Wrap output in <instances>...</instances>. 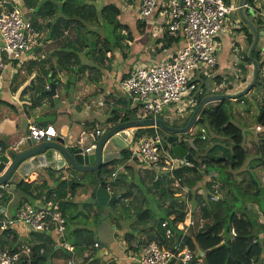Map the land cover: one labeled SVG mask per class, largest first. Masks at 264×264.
Masks as SVG:
<instances>
[{
  "label": "trees",
  "instance_id": "trees-1",
  "mask_svg": "<svg viewBox=\"0 0 264 264\" xmlns=\"http://www.w3.org/2000/svg\"><path fill=\"white\" fill-rule=\"evenodd\" d=\"M25 1H28L30 5L37 2V10L44 11L47 15H55L52 24H56V26L52 25V30L62 31L59 26L61 23L69 29L68 37L66 35L64 42H61L55 49L56 52L59 53L57 65L69 67L75 73L83 72L85 76H88L90 80L98 86V92L101 91L103 87H101L99 83L100 81L97 73L101 71L103 67L105 68L104 57L106 52L122 46L123 40H127L128 42L132 40V31L126 21L128 18L131 19L137 15L129 14L128 17L125 16L126 13L120 4L122 0H104V4L100 10L102 22L99 21L95 4L92 3L91 0ZM135 2H138V0L130 1V3ZM243 28L245 33H247V40L250 44L252 33L246 24ZM123 30H126V32L123 33ZM100 33L103 34L102 37ZM166 35L175 36L165 31L163 37H166ZM175 37L177 41H179L180 37ZM100 44L103 45V51L99 58L101 63L98 64L95 58L97 50H101V47H99ZM168 44L169 43H167V45ZM182 44L183 43H180V45ZM127 47H129V45H127ZM81 49H83L82 52ZM256 49L257 48L254 50V55L260 59L262 56L259 50ZM244 58L248 63H251L247 56V51ZM263 64L264 61L261 63V66H263ZM87 65L88 67H86ZM131 68L132 66H129L125 73H122L120 81L128 76ZM93 69L97 71L95 72L96 74L92 72ZM57 81L54 80V83L57 84ZM66 83L68 87L73 85L71 78H69ZM260 85L264 89L263 79ZM203 95L204 93L198 95L197 104ZM225 100L231 101L230 98H225L220 100V103L217 105H212L211 102L204 105L200 110V116L203 117V120L199 122L203 123L206 121L215 133L231 139V156L225 158L218 155H208L205 162L198 160L197 163L190 165L195 177L185 181H183L182 177L185 166L175 168V174L180 176L182 183L188 186V191H183L180 195H175V191L173 190L170 191L172 201H178L179 207H174L175 204L173 205V203L166 204L163 200L154 198V204L152 199L148 200L146 206L142 207V205H139L135 211L139 221H146L152 217L154 219V223L147 228L146 242L155 240L162 248L172 247L177 242H180L182 246L187 245L193 252V258L188 264H197L198 261H201V264H260L264 258V222L261 220V212H264V195L261 194L260 188L250 172V169H255L257 165H263L264 97L261 100V107L256 116V122L258 125H261V128L258 129L256 133L258 139L257 143H253L257 147V151L253 156L249 155L248 147L245 145V132L243 133L242 131L245 124H238L232 119V115L226 109ZM1 104L15 107L13 103L0 97V105ZM51 106L52 110L49 113V117H55L58 113L68 111L65 106L58 104H52ZM118 109L120 110H111L107 118L108 126L103 130H107L119 121L128 120L131 117H139L141 114V107L138 103L131 107ZM149 115L151 114H148V116ZM184 124L185 123L174 125L182 126ZM95 125V123L91 125V128H95ZM152 132L154 133V131ZM2 146L5 149V145L2 144ZM122 152L123 158L130 157L128 148L124 149ZM192 152L196 153L194 151ZM202 163L205 164V168L199 167ZM247 163L248 168L246 170L248 176L241 179L239 178V172H241L242 168ZM110 164H113V161L104 163L103 167ZM160 165H162V162ZM213 170H217L218 178L211 177V172ZM205 177H207V180ZM217 180L220 182L222 192L223 189L226 190L225 195H221L219 199H210L208 193H197V181H201L202 184L209 186L210 190L212 183ZM80 184L79 181L68 183L65 179H61L55 186H50L46 182L35 183L21 181L16 189H20L23 199L30 202H32L35 197H44L45 199L55 197L58 199L61 211L66 217V223L68 225L66 239L75 246V248L81 249L84 259L88 260L95 254L96 248L93 247V242L97 239V236H95L93 230L88 226H69V223L73 222V220L82 213L79 209V203L75 202L68 195H72L71 192L74 193V190ZM68 185L69 188L67 187ZM104 185H106L105 182ZM140 192L143 194L145 193L144 190L141 189L140 191L137 190L136 193ZM136 193H133V190H128L118 194V199L115 201L114 206L120 198L126 200L127 197L130 195L133 196V194ZM92 196L96 201L95 204L92 205L96 206L95 189L92 191ZM1 198L3 202H6L9 198V193L4 191ZM135 198L136 196L130 200L131 204L134 203ZM141 201L142 199H140V202ZM189 201L193 204L194 208L198 207L197 209H199L200 216L207 220L198 230H194L193 225L189 226L186 230L178 227V224L184 221L187 215L186 202ZM253 204H256L257 207ZM97 207L99 206L97 205ZM125 207V211L127 212H125V216L130 218L131 209L128 203H126ZM159 210H161L160 215H156L155 212ZM192 211L193 210H191V213L194 214L195 212ZM99 214V211L95 213L93 219L95 222H98ZM171 214H173V216L170 217ZM165 219L168 220L169 225L174 230V235L172 237H167L162 227L161 223ZM79 220L81 221L82 219L79 218ZM232 226H234L236 231V235L233 238L231 234ZM123 234L127 240H131L134 237L136 238L135 232H129V230ZM13 238L16 239V235H14ZM137 241L139 244L134 248H140L143 239L138 237ZM40 246L41 244L34 243L31 257H21L18 264H55L51 259L53 255L56 254L55 256H57V254H60L59 250L52 248L50 253L44 252L40 254L38 251ZM15 249L16 248H13L12 250ZM81 250H79V252H81Z\"/></svg>",
  "mask_w": 264,
  "mask_h": 264
},
{
  "label": "built area",
  "instance_id": "built-area-1",
  "mask_svg": "<svg viewBox=\"0 0 264 264\" xmlns=\"http://www.w3.org/2000/svg\"><path fill=\"white\" fill-rule=\"evenodd\" d=\"M238 7V0H140L138 13L141 19H150L155 11L159 14L160 20L153 25V30H156L153 34L167 31L182 38L183 44L167 52L160 60L150 59L132 65L128 76L120 81L121 89L130 96V100L134 103L141 102L139 104L144 113L139 117L151 113L169 120L175 110L189 114L193 111L198 95L205 94L201 86L203 78L209 76L212 78L216 73L219 64L217 51L222 46L221 37L227 30V23L232 20L233 28H241V21L237 15L233 16L238 12ZM243 7L254 10L252 17L260 24V30L264 35V0H244ZM31 9L32 7L25 6L22 0H0V75L6 67L14 65V60L23 59L38 45L41 33L26 14ZM259 52L264 58V51L261 49ZM213 68L215 70L210 72ZM259 78L264 80V66L261 65ZM46 88L50 89L51 83L47 82ZM29 128L30 135L36 139L51 140L57 135L51 124L46 127L30 125ZM260 128L258 125L257 129ZM103 132V129H97L91 134L93 140L96 135L100 136ZM186 133L177 135L178 143L189 142L191 136ZM161 136L159 130L143 137L137 138L134 135L127 148L131 156L137 158L143 165H157L170 171L175 176H171L175 185L182 188L181 191H188L181 177L174 174V169L179 166H190L194 162L185 157L171 155L169 152L164 153L160 143ZM190 144L192 146L191 142ZM89 148L87 146L85 149ZM3 152L7 150L0 143V156ZM112 174L116 176L117 173ZM7 187L8 183L0 186V198ZM107 187L110 189L108 185ZM208 195L212 200L220 198L221 187L218 180L212 183ZM19 223H24L29 231L46 235L54 233L55 247L57 249L62 247L72 254L60 264H91L93 256L88 260H85L84 256L79 259L83 254H79L75 246L66 239V217L61 211L59 200L55 197L39 203L24 201L14 214H9L5 205L0 202V230L16 228ZM191 223L193 215L190 209L187 219L180 222L178 227L186 230ZM161 224L166 236L172 237L174 230L168 220L165 219ZM231 234L232 238L236 235L234 226L231 227ZM18 243L15 250L0 248V264H18L21 257H31L33 244L21 242V239ZM93 247L101 254H105L104 247L98 239L93 242ZM38 251L42 254L45 248L40 246ZM129 254L138 264H188L193 258V252L187 245L182 246L177 242L172 247L162 248L155 240L143 243L138 252L131 251Z\"/></svg>",
  "mask_w": 264,
  "mask_h": 264
},
{
  "label": "crops",
  "instance_id": "crops-1",
  "mask_svg": "<svg viewBox=\"0 0 264 264\" xmlns=\"http://www.w3.org/2000/svg\"><path fill=\"white\" fill-rule=\"evenodd\" d=\"M25 2V4L29 7H33L32 11H34V5L37 4V2L32 5L28 4L25 0H22ZM92 3L95 4L99 21L102 22L101 13L100 10L104 4V0H91ZM139 2H135L137 5V8L135 11H130L123 7L124 12H128V14L137 15L132 17L131 19H128L129 21H126L128 25L132 24L135 27L138 25L140 28L141 35H139V28L136 29L135 36L132 35V40L129 42L127 40H123V45L127 47L126 43L128 42L129 47L124 48L123 47H116L111 51H107L106 55L104 57V64L105 68L101 71L103 73V77H99V83L101 85L102 90L98 92V86H96L95 83H93L91 80V84H88V82L85 81L84 73L77 72L75 73L71 68L65 67V66H59L58 63V56L59 53L56 52V48L60 45L61 42H64V38L67 35L68 37V31L69 29L66 27L64 29L60 30H52V20L55 19V15H47L44 11L38 10L37 20L32 19L35 26L43 31V41L45 39V42L42 43V40L38 42L37 49L43 44L45 46V57L42 59H39L40 62L36 64H33V62H28V70L25 71L24 69H21L20 67L16 69L14 65H9L6 67L1 75H0V97L3 99H6L10 103H13L15 107L7 106V105H0V143L5 145V149L8 151L10 148H14L17 144V142L24 136L30 134V125H36L39 127H46L47 125H53L56 131V134L59 133H66V134H72L73 139L77 141H82L86 138V140L89 142L90 136L92 133H94L97 129H105L108 126L107 118L109 117L111 110L114 109L115 111H118L120 109L118 108H126L131 107L135 105L134 102L129 100L127 97L123 95H120L122 93V89L119 86L120 77L122 73H125V71L128 69L129 66L135 65L136 63L143 62L146 60L154 59V60H160L164 58L167 54V52H171L174 50L176 45H180V43L183 42L182 38L177 41V38L175 36H167L163 37V34L165 32L160 31L157 34H152L156 32V30H153V25L157 24L160 20L159 14L157 11L153 14V16L148 19H141L139 17L138 13V7ZM240 16V15H239ZM32 18V17H31ZM37 21V22H36ZM232 20L227 23L229 25ZM233 26V25H232ZM244 27V26H243ZM239 28L235 27V32L237 31L239 33L238 39L239 42H234L232 38L233 32L231 31V27H227V30L223 33L221 37L222 46L226 45L227 47L229 45H236L240 52H242V68L241 71L238 70V74L236 75V78L234 80H231L230 78H227L225 73L222 72V67L225 66V69H229L230 71H233L232 65L228 62V55H231L230 48H226V54H224L222 51L218 55L219 58V64L218 69L216 73L213 75V77H210V81L212 84H218L221 85L220 90H214V91H207L205 93L210 92H237L241 89H243L247 83L252 79L253 74V67L251 63H248L243 54V50L247 51L245 44L247 40V33H245L242 30H238ZM126 30H123V33H125ZM145 32L150 33L149 36L147 35L145 37ZM162 32V33H161ZM151 34H152V40H151ZM55 37H58L55 39ZM171 37V38H170ZM149 40V41H148ZM150 41L153 43L150 44ZM167 43H169L167 45ZM150 44V47L147 50H144V48ZM221 46V47H222ZM144 47V48H143ZM83 49H81L82 52ZM119 50V51H118ZM39 51V50H38ZM111 53L114 55V62L117 60V63L115 67L111 66L110 68L107 67L105 60L111 56ZM108 54V55H107ZM235 57L234 55L232 56ZM239 60V58H238ZM232 67V69H230ZM75 68V67H74ZM41 71H45V76L40 80L38 77H40ZM70 71V72H69ZM75 74V78L73 80V75ZM79 76V77H78ZM71 78V81L73 85L71 87H68L67 80ZM90 79V78H89ZM103 79V80H102ZM204 79V78H203ZM54 80H58L56 84V94L59 92L58 89L60 87L61 93L64 95V99L61 103H57L55 101L54 95L48 94L45 91L48 90L46 88L47 82H54ZM94 86V90H92V87ZM42 91V89H44ZM252 89V88H251ZM223 90V91H222ZM250 93V90L248 91L247 95ZM59 97H62V95H58ZM96 97L91 98L95 99L93 102L94 104V110H92L93 104L90 105V102L87 101V97ZM104 98V100H103ZM234 100V99H231ZM106 101L108 105L103 108V110L99 107L101 103ZM52 104H58L61 106L67 107L68 111L63 113H58L55 117H49V113L52 110ZM212 105H217V102L211 101ZM88 109V110H87ZM69 112V113H68ZM200 115V113H199ZM53 118V119H52ZM91 121V122H90ZM100 122L102 123L103 127L99 128ZM95 125V128L91 125ZM258 124L257 122H252L245 124V145L248 147L250 146V142L257 143L258 139L256 137ZM154 132L160 131V126L153 125ZM247 132V134H246ZM56 135V136H57ZM221 135V134H218ZM223 136V135H221ZM225 137V136H224ZM55 138V137H54ZM53 138V139H54ZM219 151L216 154L221 157L229 158L231 155L226 154L225 151H231V144L232 141L227 137V142L223 141V139L218 140ZM221 143V144H220ZM252 143V144H253ZM224 144V145H223ZM225 144H227L225 146ZM225 146V147H224ZM224 147L222 150L221 148ZM249 148V147H248ZM202 148L199 149L198 155L204 154L205 151ZM123 154V152H121ZM224 153V156L222 154ZM225 161V160H224ZM117 162L119 164H122V166H130L131 169L135 165L137 166L136 159L131 156L128 158H123V156L119 159H114L113 163ZM249 163V162H248ZM248 163L242 168V170L248 166ZM113 168L114 164H110L108 166H104L101 171V177L104 171H107V167ZM148 167V166H146ZM76 171L79 173L76 169H71L70 167H63L61 169H52L48 166L40 167L37 169H33L30 171L29 175L27 177H21V181H27V182H35V183H42L46 182L50 186H55L61 179H65L68 181L69 173H72V171ZM66 171V172H65ZM214 172H211V177L218 178V172L217 170H213ZM62 172H65L64 174ZM91 175V179H95V172L88 171ZM115 172V171H112ZM68 173V174H67ZM215 174V175H214ZM117 175V174H116ZM161 177V176H160ZM159 177V179H161ZM207 180V177H205ZM164 179V182L170 179L168 178H162ZM79 181L81 184L76 187L74 190V193L72 195L68 194L71 199H73L75 202L80 201L81 199L87 200L88 198L92 197V191L96 189L98 182L95 179L96 183L94 185L93 183H90L89 186H85L82 184L81 178L74 180ZM19 182V183H20ZM17 183V185L19 184ZM70 183V182H68ZM144 186L146 184L148 189L144 188L145 193H150V183L143 182ZM155 184H158L155 182ZM264 184V183H262ZM16 185V187H17ZM163 185H167L168 183H163ZM10 188L7 187L4 189L6 192L9 193V198L6 202L2 201V198H0V202L3 203L8 211L9 214H14L16 210L20 207L24 200L22 196V191L20 189ZM69 188V185L67 186ZM184 187H188L186 184H184ZM197 187V193L199 194H206L209 192V186H206L201 183V181H197L196 183ZM22 188V187H21ZM161 193L163 191V186H160ZM112 189V188H110ZM139 189L137 184L131 183L130 185L125 184L124 188H121L119 192H116V194H120L123 192H126L128 190H134L136 193V190ZM182 189V188H181ZM180 192H174L175 195H180L183 191L178 190ZM224 191H226L224 189ZM35 192V191H34ZM222 193V191H221ZM222 195V194H221ZM220 195V196H221ZM44 197H35L32 200V203H39L43 201ZM79 203V202H78ZM257 207L256 204H253ZM90 208H94L93 206ZM82 213L78 215L76 219L73 220V222L69 223L70 227H79V226H85V222L80 221V219H83L86 214L84 212L83 214V207L80 206L79 208ZM95 209V208H94ZM197 209V208H196ZM97 213L94 211L93 213V219L94 215ZM264 212H261V220L264 222ZM85 215V216H84ZM193 217H196V213L192 214ZM173 216V214L170 215V217ZM205 220L204 222L197 221V224L193 225L194 230H198L202 225L207 221L205 218H202ZM197 220V219H196ZM195 220V221H196ZM89 222L86 220V223ZM116 222V221H115ZM193 224V223H192ZM68 226V225H67ZM102 226V225H100ZM191 226V225H190ZM129 229L120 230L118 226L114 228V235L115 237H119V233H125ZM101 231L102 230L101 227ZM15 233V234H14ZM29 233L33 234L34 238L32 242L30 243H39L41 246L45 248L46 253H50L52 248L57 249L56 242H55V235L50 234L46 235L43 233L35 232V231H29L28 227L24 223H19L16 228L10 229L9 231L3 232L0 230V248H16L20 241L21 236H27ZM16 235V239L13 238V236ZM136 238H138L136 236ZM97 239L101 242L102 246L104 247L103 250L105 254H101L100 252H96L93 256V260L91 259V264H108L107 262L103 263V258L106 254L108 257H111L110 259L114 260V264H135L136 260L130 256V252L132 251L129 249L131 245H128L126 247L122 243H118L114 240L110 241V244L108 245L107 240L102 239L97 236ZM102 241H101V240ZM122 242V240H120ZM132 248V247H131ZM47 249V251H46ZM133 252V251H132ZM81 254V253H80ZM56 255V254H55ZM53 255L52 261L55 264H60L65 261V257L62 256V254H57V256ZM260 264H264V258L260 262Z\"/></svg>",
  "mask_w": 264,
  "mask_h": 264
},
{
  "label": "rangeland",
  "instance_id": "rangeland-1",
  "mask_svg": "<svg viewBox=\"0 0 264 264\" xmlns=\"http://www.w3.org/2000/svg\"><path fill=\"white\" fill-rule=\"evenodd\" d=\"M130 1L131 0H122L120 2V4L122 7L125 6V8H129L130 11H135L137 8V5H136V3H130ZM26 2L29 3L28 1H26ZM24 4H25V2H24ZM128 5H130V6L128 7ZM25 6H27V5L25 4ZM27 7L29 8V6H27ZM34 8H35L34 11H32L33 9H31L26 14L30 18L32 17L31 19H34V17H35V19L37 20L38 6L34 5ZM245 11L249 16H254V10L253 9L248 8ZM125 13H126L125 16L128 17V15H129L128 12H125ZM235 15H237L238 20L241 21V28H239L238 30L239 31L242 30L244 32L243 26L246 23L244 21H242V18L239 16L238 12H235L233 14V16H235ZM128 19H130V18H128ZM128 19H127V21H129ZM255 19L257 20V18H255ZM59 26L61 29L66 28V26L63 25L62 23ZM229 26L231 27V31L233 32V34H232L233 41L239 42V39H238L239 33L237 31L235 32V28L232 27L231 23L229 25H227L226 27H229ZM129 27H130V30L132 31V35L135 36L136 29H138L139 26L137 25L135 27L134 25L130 24ZM37 29H39V28H37ZM39 31L41 33L39 38H40V41L42 40V43H43V42H45V39L43 41V31L40 29H39ZM141 33L142 32H140V28H139V35H141ZM145 34H146L145 35V37H146L147 35L149 36L150 33L145 32ZM152 34H151V40L153 37ZM100 35H101V37L103 36V34H101V33H100ZM57 38L58 37H55V39H57ZM151 43H153V41L152 42L150 41V44ZM150 44H148L145 48L143 47L144 50H147L150 47ZM123 46L124 45H122L120 47H123ZM248 46H249V43H248V41H246V44H245L246 49L248 48ZM99 47H101L100 48L101 50H97L96 58H95V61L98 64L101 63L99 58H100L102 51H103L102 50L103 45L100 44ZM256 47L258 50L262 49V51H264V35L262 33L259 35V41H258ZM124 48H127V47L124 46ZM226 48H228V50L230 48L231 55H228V59H229L228 62L232 65L234 70L230 71L228 68L225 69V66H223L222 72H223V74L225 73L227 78L234 80L236 78V75L238 74V70L241 71V68H242V61L243 60L240 57V56H242V54H241L242 52H240L239 48L236 45H229L228 47L226 45H223L222 47H219V49L217 51L218 55L220 54L221 51L224 54H226ZM243 54L245 56L246 50L245 51L243 50ZM233 55L235 56L234 58L232 57ZM260 55L263 56L262 53H260ZM44 57H45V46H43V44H42L39 47V49H37V47H35L33 50H31V52L28 55H26L23 59L20 58L16 61L14 60L13 61L14 67L16 69H18L20 67L21 69H24L25 71H27L28 70V66H27L28 62H33V64L37 65V63L40 62L39 59H42ZM4 58L6 59V54H4ZM238 58H239V60H238ZM113 59H114V55H113V53H111V56H109L105 60V63H106L108 68H110L111 66L115 67L116 64H118L117 60H115L116 64H113V62H114ZM263 66H264V64H263ZM86 67H88V65ZM217 69H218V67L216 68V71H217ZM214 70L215 69L213 68L210 70V72H212ZM82 71H84V70H82ZM92 72L95 73L97 71L95 69H93ZM38 74H40V77H38V78L41 80L45 76V71H41ZM71 75H73V73ZM97 75L99 77H103L102 72H98ZM83 77L85 78V81L88 82V84H91L88 76L83 75ZM49 83H52V82H49ZM201 86L204 88L205 92L211 91V90L214 91V90H220L221 89L220 85H218V84L215 85V84L211 83L210 76L205 77L203 79V83ZM44 90H45V88L42 89V91H44ZM93 90H94V86L92 87V90H90V92H92ZM58 91L59 92L56 95H54L53 99H55V101L57 103H61L62 100L66 96L64 97L63 93H61L60 87H59ZM123 94L125 97H127L130 100V96H128L122 90V93H120V95H123ZM58 95H62V97H59ZM263 97H264V89L261 87L260 84H256L250 90V93L247 95V100H240V99H234L231 101L225 100L224 103L226 105V109L230 112V114L232 115V119L234 121H236L238 124H248V123H252V122L256 121V116H257V113L259 112V109L261 107V100L263 99ZM91 98L96 99V97L90 96V97H87L88 100L85 102L89 101L90 105L93 104L92 110H94V109H96V108H94L95 103L93 102L95 99H91ZM103 100H104V98H103ZM217 101H218V103H220V100H214V101H212V103L217 102ZM138 102L141 103L140 101H138ZM135 104H137V103H135ZM107 105H108V103L106 101H104L103 103L100 104L99 107L103 110V108H105ZM140 112L144 113V111H140ZM148 114H151V113H147V115ZM188 116H189V113H182V112H178L177 110H175L172 114V117L169 118V120H167V121L171 124H183V123H186V121L188 120ZM98 125H99V128L103 127L101 122ZM202 128L204 130L201 132ZM152 131H154L153 125H146L140 129V131L136 134V137L138 138V137H143V136L153 134ZM160 132L162 134L164 132V130L161 127H160ZM187 133H188L187 135L191 136V138L189 139V142H185V145L188 148H190V150L196 152L193 154H195L196 158L199 161L202 160L205 162L207 160L206 158L208 157V155L216 154L219 151L220 147L217 146L219 144L218 140L223 139V141L227 142V137H224V136H221V135H218L217 133H215L206 121H204L203 123L196 121L194 127L191 130H189ZM202 134L205 135L204 138L202 137ZM181 135L185 136V134H181ZM98 139H99V136L96 135L94 140L97 141ZM190 142L192 143V146H191ZM252 143L253 142H250V146H248L250 156H253L257 151V147ZM226 145L227 144H225V146ZM224 147H222L221 149L224 150L223 149ZM194 148H196V149H194ZM201 148L203 150L208 149L207 151H205V155L204 154L198 155L197 151ZM166 152H169L171 155H174V153L170 150L169 147L164 149V153H166ZM225 152H226V154L231 155L230 147H229V151H225ZM222 156H224V153L222 154ZM136 163H137V166L134 165L132 167L133 169H131L130 166L125 167V166H122V164L114 162L113 168H112V166L110 168L107 167V171L103 172L101 178L105 181L106 185H108L110 188H112V190H114L116 192H119V190L121 188H124L125 184L130 185L131 183L137 184V186L139 187V189H137V190H139V191H140V189L144 190V188H146L148 184H146L144 186L143 182H147V183H150V187H151L150 193H144V194L141 192L136 193V194H133V196L130 195L129 197H127L126 200L124 198H120L116 202L115 206L114 205L111 206L109 204H104V205L99 206V207H97V205L93 206L92 204H95V202H96L93 196L91 198H88L87 200L81 199L80 201H78L79 206L83 207V209H84L83 213L85 212L86 216H87L86 217L84 215L85 217L81 221L85 222L88 219L89 222H87L85 224V226H88L90 229H92L95 236H98L102 239L107 240L108 245L110 244L111 240H114L118 243H122L126 247H128V245H133V246H131L133 248H131V247L129 248L133 252H138L140 249V248H134L137 244H139L137 241V238L134 237L131 240H127V238L124 236L123 233H119L120 234L119 237H115V235H114L115 223H116V226H118V228H120V230L129 229V232H133V233L135 232V235L137 237H141V239H143V242L141 243V245H142L143 243L146 242L147 228L150 227L154 223V219L152 217L150 219H147L146 221L145 220L139 221L137 219L136 214H135L137 207L139 205H142V207L146 206L147 201L151 200V199L153 200L154 198L155 199L159 198V199L163 200L166 204L173 203V205L175 204L174 207H176V206L179 207L178 201H176V202L174 200L172 201V196H171L170 191L173 190L176 192H180L178 190H182L180 187H177L175 185V181L171 177L174 175H172L170 173V171H165L160 166H157V165L146 167L137 159H136ZM199 167L205 168V164L202 163ZM247 168H248V166L245 168V170L243 169V171L241 170V172H239L240 173L239 178L242 179V178H246L248 176V172L246 170ZM112 171H115L117 173V175L116 176L113 175ZM254 171L257 174V176L262 180V183H264V167L259 164L255 167ZM65 172H62V173L64 174ZM212 172H214V171H212ZM68 173L70 174L68 177V182H72V181L76 180V178L77 179L81 178V181H82V184L84 185V187L89 186L90 183L94 182V185L96 183L95 179H91V175L89 174L88 171H85L82 175L80 173H77L75 170L72 171V173H70V172H68ZM174 174H175V172H174ZM160 176H161V179H159ZM182 177H183V181H185L187 179H193L195 177V174L192 172L191 166H188V165L185 166ZM162 178H168L170 180H168V182L167 181L164 182V179H162ZM155 182H157L158 184H155ZM163 183H168L169 187H167V185H163ZM161 185L164 187L163 188L164 192L162 191L163 193H161V188H160ZM137 190H136V192H137ZM133 193H135L134 190H133ZM221 194L225 195L224 189H223V192ZM134 196H136V198L134 199V203L131 204L130 200ZM140 199H142L141 202H140ZM152 202L154 204L155 200H153ZM126 203H128V206L131 209V214L129 215V216H131L130 218L125 216L127 213L125 211ZM90 206H93L95 209L90 208ZM186 206H187L186 207L187 208V214L189 213L190 209L193 210L192 212L196 213V217L195 218L193 217V224L191 223V225H194L195 222L197 224V221H200L198 224L205 221L200 216L199 209L194 208L193 204L190 201L186 202ZM263 206H264V204H263ZM94 211H96V212L99 211V213H100L98 220H97L98 222H95L93 220ZM160 211L161 210L156 211L155 212L156 215H160V213H161ZM262 215H264V214H262ZM185 219H187V215H186ZM100 225H102V226H100ZM101 227H102V230L104 232L101 231ZM33 234L29 233L27 236H21L20 237L21 242H30V241L32 242V240L34 238ZM120 240H122V242ZM58 250L62 254V256L65 257V260L72 256L71 252L67 251L66 249H64L62 247L58 248ZM79 250H81V249L76 248L77 252H79ZM46 251H47V249H46ZM96 252H99V251H95V253ZM80 253L82 255L83 251L81 250V252H79V254ZM82 257H83V255L81 257H79V259H81ZM103 258H105L103 263L107 262L108 264H114V262H113L114 260L110 259L111 257H108L107 254ZM135 264H138V263L136 262ZM197 264H201V261H198Z\"/></svg>",
  "mask_w": 264,
  "mask_h": 264
},
{
  "label": "water",
  "instance_id": "water-1",
  "mask_svg": "<svg viewBox=\"0 0 264 264\" xmlns=\"http://www.w3.org/2000/svg\"><path fill=\"white\" fill-rule=\"evenodd\" d=\"M244 0H238V13L242 20L246 23L252 33V40L247 48V56L253 67L252 79L247 85L237 92H210L203 95L191 112L188 120L182 126H176L169 123L162 116H144L131 117L128 120L119 121L105 130L97 141L90 136L89 142L85 139L77 141L73 139L72 134L59 133L51 140L36 139L32 135L22 137L14 148L8 149L0 156V186L8 183L10 188H15L20 182L21 177H27L31 170L48 166L52 169H61L70 167L79 171L82 175L85 171L95 172V179L98 185L95 189L97 205L104 204L114 205L118 199V194L107 185L101 178L103 164L119 159L123 156L121 153L128 147L129 142L138 130L146 125H158L164 133L161 136L160 143L163 149L167 147L176 155L185 157L188 160L197 163L198 159L184 145L177 142L178 133H186L191 130L196 121H202L203 117L199 115L200 110L207 103L214 100H222L225 98L247 100V93L256 84H261L259 78L260 65L264 58L258 59L254 55L259 35L262 33L260 24L254 21L252 16L246 13L243 7ZM75 74L73 75V80ZM48 94H56V84L51 83V88L45 91ZM243 133L245 129L242 130ZM245 135V134H244ZM89 146V149H85ZM264 163V156L262 157ZM261 194L264 195V184L257 176L253 169H250Z\"/></svg>",
  "mask_w": 264,
  "mask_h": 264
},
{
  "label": "clouds",
  "instance_id": "clouds-1",
  "mask_svg": "<svg viewBox=\"0 0 264 264\" xmlns=\"http://www.w3.org/2000/svg\"><path fill=\"white\" fill-rule=\"evenodd\" d=\"M34 25H35V24H34ZM205 94H206V93H205ZM205 94H204V95H205ZM260 126H261V125H260ZM202 129H203V128H202ZM203 130H204V129H203ZM203 130H202V131H203ZM256 130H258V129H256ZM104 131H105V130H104ZM163 133H164V132H163ZM178 134H179V133H178ZM178 134H176V135H178ZM162 135H163V134H162ZM202 135H203V134H202ZM203 138H204V137H203ZM180 144H181V143H180ZM189 150H190V149H189ZM194 164H195V163H194ZM262 166L264 167V163H263ZM253 170H254V169H253ZM29 202H30V201H29Z\"/></svg>",
  "mask_w": 264,
  "mask_h": 264
},
{
  "label": "flooded vegetation",
  "instance_id": "flooded-vegetation-1",
  "mask_svg": "<svg viewBox=\"0 0 264 264\" xmlns=\"http://www.w3.org/2000/svg\"><path fill=\"white\" fill-rule=\"evenodd\" d=\"M173 125H174V124H173ZM182 145H184V146L186 147L185 142H184Z\"/></svg>",
  "mask_w": 264,
  "mask_h": 264
}]
</instances>
